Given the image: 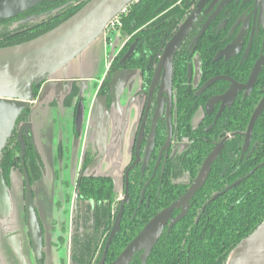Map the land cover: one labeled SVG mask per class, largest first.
<instances>
[{
	"label": "trees",
	"instance_id": "1",
	"mask_svg": "<svg viewBox=\"0 0 264 264\" xmlns=\"http://www.w3.org/2000/svg\"><path fill=\"white\" fill-rule=\"evenodd\" d=\"M89 1L49 0L11 19L0 21V48L38 37L67 20ZM191 2L137 0L132 3L121 14L123 24L118 30L119 41H126L118 57L124 59L132 50L123 62L124 66L140 70L146 82H150L165 44L187 17ZM231 26L232 22L220 31L216 20L199 40L194 52L189 46L190 40L175 55L174 109L181 128L192 126L193 118L203 109L209 96L223 92L228 86L226 81H219L202 96L195 95L197 88L188 84L187 77L194 53H199L202 60L201 82L219 74L245 81L258 58L261 36L254 40L250 56L244 62L239 63V59L213 61L216 52L229 41L227 36ZM106 39L109 43L110 37ZM38 88V85L34 86V94ZM263 95L264 70L248 97L239 96L233 107L226 110L210 130L206 131V127L195 130L193 136L200 135L201 142H196L185 153L183 161L192 178L205 156L227 137L224 150L213 164L205 186L194 197L188 214L171 230L164 231L146 264H226L238 243L263 221L264 165H260L264 163V113L255 124L249 151L242 155L250 118ZM29 112L24 109L20 115L24 117L20 119H26ZM188 131L194 132L192 127ZM20 151L19 140L11 134L0 154V176L8 186L11 184V173L17 167L27 169L32 183L43 176V165L34 144L26 140L23 158ZM86 165L87 162L84 167ZM168 182L171 183L170 180ZM185 187L181 186L179 194ZM140 191L141 186L131 185V201L124 208L121 230L111 241L105 264H111L150 218L179 195L165 198L170 195V185L164 183L158 196V184L152 181L139 205ZM76 201L78 207L71 242V264H98L119 210L114 178L110 174L83 175L76 183ZM131 264H142L139 254Z\"/></svg>",
	"mask_w": 264,
	"mask_h": 264
},
{
	"label": "water",
	"instance_id": "2",
	"mask_svg": "<svg viewBox=\"0 0 264 264\" xmlns=\"http://www.w3.org/2000/svg\"><path fill=\"white\" fill-rule=\"evenodd\" d=\"M45 1L49 0H0V21L11 19ZM136 1L137 0H90L74 15L53 29L31 40L0 48V154L8 138L12 134L18 118L24 109L28 108L35 100L34 86L43 84L40 91V98H42L45 91H47V86L51 83L58 82L59 79L56 80L58 75L59 77H62L61 79H66L71 64L76 59L81 58L84 52L101 36L106 37V30L111 21L125 12L128 7ZM206 2L207 0H199L196 8L187 15L171 39L165 44L163 52L156 65L150 85V97L160 80V96L166 90L168 91L169 96H171L174 57L180 45L194 28L199 15L206 5ZM212 4L206 10L207 12L212 8ZM206 11L205 13H207ZM218 11L208 17L195 41H198L201 38L206 29L215 20L219 13ZM243 41L244 35L241 32L230 44L219 50V52L215 55L214 60L221 59L222 57L228 59L231 57V54H237L242 47ZM251 42L252 38L249 40L244 58L248 54ZM131 52L132 50H129V52L124 56V59L128 57ZM263 65L264 56H261L256 61L246 83H240L234 78L225 75L215 76L206 81L199 89L198 94H201L219 80H226L230 82L227 92L223 95L215 96L209 99L205 105L206 109L213 110L215 103L221 101L222 105L219 111L220 114L226 105H232L239 92L245 91V96H247L254 88ZM191 72L192 67L189 68V76H191ZM149 106L150 103L148 104V108ZM263 113L264 96L258 102L250 118L247 131L245 133L243 154L246 153L250 147L255 124ZM83 114V104L80 103L76 114L77 129L81 128ZM28 125H30V123H28ZM226 139L227 138L216 145L206 157L197 178L190 186L187 193L154 215L142 228V230L126 245V247L111 264H131L135 256L139 253L142 264H146L154 246L162 236L166 224L170 222L169 229H171L187 214L190 207V200L205 184L211 171L212 164L217 160L222 152ZM140 141L141 137L139 139V143ZM150 141L152 145L153 134ZM148 154L149 151L147 152V155ZM262 165H264V163L260 166ZM128 173L129 172H127V176ZM23 174L26 228L32 244V250L25 252H31L32 256L33 251L35 256L41 258L44 251L43 231L41 229L39 215L36 210L34 188L26 168L23 169ZM0 182L3 183L5 187L9 188V186L2 179V176H0ZM218 195L219 194H217L214 198ZM127 196H129L128 192ZM128 199L129 197H126L121 203L120 210L108 237L103 256L98 264H105L107 251L111 241L121 230V221L124 211L123 207L124 203H126ZM177 208L181 209V211L176 217H173V212ZM24 236L27 235L22 230L6 232L5 239L7 240V244L10 246L15 258H17V261H19L20 264H30L31 260L29 261L23 250ZM226 264H264V219L256 227V229L253 230V232L243 238L232 250Z\"/></svg>",
	"mask_w": 264,
	"mask_h": 264
},
{
	"label": "flooded vegetation",
	"instance_id": "3",
	"mask_svg": "<svg viewBox=\"0 0 264 264\" xmlns=\"http://www.w3.org/2000/svg\"><path fill=\"white\" fill-rule=\"evenodd\" d=\"M191 1H192L191 7H190L188 14H190L191 11H193L196 8L197 3L199 2V0H191ZM212 2H213V4H212ZM211 4H212V8L207 12L206 10L208 9V7ZM205 11L207 13H205ZM217 11L219 12L217 17L211 23V25L206 29V31L212 26V24L216 20H217V25H218L217 28L220 29V31L222 30V28L224 29L228 23L230 24V22H232V26L229 29L228 36H227L229 38V41L223 47H221L219 50L225 48L228 44H230L235 38H237V36L241 32L244 35V41L242 43L241 49L237 52V54H235V55H233L234 53L231 54V57L228 59H226L225 57H222L221 59L214 60L215 55L219 52V50H218L213 57V61L228 62V61H231L233 59H239V63L244 62L250 56L253 45L255 43L254 40L260 38V36H261L260 51H259V55H258V58L256 59V61L261 56H264V25H263L264 24V0H207L206 5H205L204 9L202 10L201 14L199 15L198 20H197L194 28L191 30L190 34L184 40V42L180 45L179 49L182 47V45L184 43H186V42L188 43L191 40V45L189 44V46H190L192 52H194V49L196 48L199 40L202 38V36L205 33L201 36V38L198 41H195L196 37L198 36L199 32L201 31V29H202L203 25L205 24V22L207 21L208 17ZM116 35H118V32H113V33L109 34L110 42L109 43L107 42V47H109L108 48L109 50L112 47L113 37ZM251 38H252L251 46L249 48L247 56L244 58L249 40ZM186 44L183 45V47H185ZM125 45H126V41H123L117 46V50H116V53L114 55L113 54L110 55V53H109V57H108V61H107V71L101 77V79L99 81L98 89H97L96 93L92 96L89 105H88L87 98L82 94V89L84 90V94H85L86 85H84V84L81 85L80 83H77L76 81L73 83V87L71 89H68L66 87L67 86L66 83H61L58 88L61 92H64V97H62V96L60 97V95H59L60 91L58 92V90H57L56 94L54 93L53 98H51L48 101V103L53 106V105H56L57 100L60 99L62 101V103L67 107L66 108L67 110H71V108H72V110H74L73 129H71V130H72V133L76 137H79L84 132V136L88 138L94 134L95 127H97L99 130H102L108 134L109 138L107 137L104 140V144H106V142L108 141V146H110L111 148L114 147V151L109 152L113 157H115L116 154H118V156H119V150H120V148L122 149V150H120V154L125 155V157H127V160H129V161H128L127 165H125L126 167L123 171V192L117 191L118 192V200H119V210H120L122 201H124L126 197H129V199L126 203H124L123 208H125V206L130 203V201H131L130 187L132 184H134V185L136 184L138 186H141L139 205H141V203L144 200L146 187L152 181L153 182L156 181V184H158V191H157L158 196H160V192L162 190V185L164 183L166 185H170V195L165 196V198L179 194V192L181 190V186H186L185 190L181 194H179L177 197L173 198L171 200L170 204H168L167 206H164L163 208H161L158 211V212H160L161 210L168 207L173 202L177 201L178 199H180L182 196H184L187 193L190 186L193 184V182L197 178L199 171H200L202 164L205 161L206 157L215 148L216 145H218L225 138H227V137H225V138L221 139L212 148V150L205 156L202 163L200 164L196 175L192 178L189 171L185 167V162H183V161L186 159L185 153L196 142H201V140H200L201 136L200 135H197L195 137L193 136V134L196 133L195 130L201 129L202 127H206V131L210 130L219 121V119L223 116L225 111L230 110L233 107V105L235 104V102L237 101V98L239 96H242L243 98L248 97L254 88L251 90V92L247 96H245V91L239 92L237 94V96L235 97V100L232 103V105L231 106L226 105L225 108L219 114V111H220L221 105H222L221 101H219L218 103H215L213 110H207L205 107V105L209 101V99H211L215 96L223 95L229 89V86H230L229 81L219 80V81H226L228 83L227 88L223 92L214 93L211 96H209V98L207 99V101L204 104L203 109L199 110L198 113L193 118V121L191 123L192 126L189 125L187 129H186V126L181 128L180 124H178L177 111L174 109V104H175V100H176V90L173 87V76H172L171 96H169L167 90L160 96L159 90H160L161 80L158 83L157 87L155 88L151 97L149 96L150 85H151L152 78L154 75V71H155V68H156V65L158 62L154 66L153 74H152L150 82H146L143 74L139 70L141 73V77H142V85H141L140 90H138L137 92H131V93L127 92L126 89H128L127 86L129 84L128 83L129 79H126V77L131 74V71H136L137 69H129V68L124 66L123 62H125L127 60L126 58H128V57H126L125 59H121L118 57V55L123 50ZM179 49H178V51H179ZM233 50H235V49H233ZM162 52H163V50H162ZM195 54H198L199 60H200V65H201L202 60H201L200 54L194 53V55ZM194 55H193V57H194ZM256 61L254 62V65H255ZM254 65H253V67H254ZM192 66H193V58H192V62L189 65V68ZM253 67H252V69H253ZM189 68H188V72H187L188 84L191 83L195 88H197L196 92H195V95H197V96H202L206 91H208V89L211 86H213L214 84L219 82V81L215 82L208 89H206L204 92H202L201 94H198V91L202 87V85L206 81H208L209 79H211L215 76L208 78L204 82H201L202 81V74H201V79H200L199 84L194 85L193 81H192L193 80L192 79V72H191V76H189ZM252 69H251V71H252ZM201 70H202V65H201ZM263 70H264V65H263V68H262L260 74L262 73ZM128 71H130V72H128ZM192 71H193V67H192ZM251 71H250V74H251ZM173 73H174V71H173ZM250 74H249V76H250ZM219 75L229 76L227 74H219ZM219 75H216V76H219ZM249 76H248L247 80H245V81L238 80L232 76H230V77L234 78L236 81H238L240 83H246L249 79ZM123 82L125 84V88L122 90H119L120 86L124 85ZM42 85L43 84L38 85V87H39L38 91L36 94H34L35 100L27 108L28 110H30V112L27 115L26 119H20V118L24 117V115L18 118V120L15 124V127L12 131V135L15 134V136L17 137V139L20 142L21 158H23V156L25 155L24 150H25V146H26V140H30L34 144L35 149L37 150V152L39 154V158H40L42 165H43L42 170H43V175H44L45 174L44 163H43L42 155L39 151L38 144L35 143V140L33 137L34 123H31L32 121H31V117H30L31 110H32L34 104H37V100L41 99L40 98V93H41L40 91H41ZM115 86L117 87L116 90L114 89ZM149 97H150V99H149ZM130 98H132L131 101H130ZM120 99L124 100L125 108L122 107ZM136 100L138 102H134ZM128 101H130V102L127 105ZM80 103L83 104L84 114H83V118H82V122H81V128L77 129L76 114H77ZM149 103H150V106L148 108ZM93 114H95L96 118H97L96 119L97 122L95 124L93 123ZM132 114L133 115L138 114L137 118H136V116H135V119L132 118V116H131ZM195 118H198V121L196 124L194 123ZM208 120H211V121L208 123ZM28 123H30V125H28ZM92 123H93V125H92L93 128L91 126ZM190 127H192L194 132L188 131ZM170 128H171V130H170ZM113 132H114V136L112 138L111 135L113 134ZM170 132H171V136H170ZM152 134H153V143L151 145L150 140H151ZM185 134H187V135H185ZM115 135L118 138H116ZM140 137H141V141L139 143ZM169 137H170V139H169ZM168 140H169V143H168ZM130 143H131V146H130L131 155H128V147H129ZM180 144H184V147H182V146L180 147ZM243 146H244V144H243ZM250 146H251V144H250ZM224 147H225V142H224ZM249 149H250V147H249ZM249 149H248V151H249ZM223 150H224V148H223ZM223 150H222V152H223ZM148 151H149V154L147 155ZM221 153H220V155H221ZM244 154H243V148H242V155H244ZM60 155H61V157L64 155L63 147L61 148ZM97 155H98V151L92 152V151L88 150L87 147L83 148V151L81 153V159H80L81 169L79 171V175L77 177V180L79 178H81L83 175H87V174H85V170L93 163V161L95 160ZM220 155H219V157H220ZM21 162H22V164L25 163L23 159ZM85 162H87V165L84 167ZM213 164H212V166H213ZM23 169H24V166L23 167H17L13 171H15V170L20 171V175L22 177V182L24 184ZM211 170H212V167H211ZM13 171L11 173V177L13 175ZM127 172H129L128 176H127ZM210 173H211V171H210ZM210 173H209V175H210ZM97 175H102V174H97ZM42 177H41V179H42ZM208 178H209V176H208ZM208 178H207V180H208ZM41 179H39V180H41ZM77 180H76V183H77ZM169 180L171 181V183L168 182ZM207 180H206V182H207ZM114 181H115V179H114ZM206 182H205V184H206ZM32 184H34V183H32ZM205 184L203 185V187L205 186ZM202 188H200L195 193V195L192 197V199L190 200L189 210L192 206V201H193L194 197L198 194V192ZM127 192L129 194V196H127ZM77 207H78V203L76 201V184H75L74 198H72V209H71L72 211H71V216H69L70 223L73 222V226H74V222H76L75 221V212H76ZM36 210H37V213L39 215L37 205H36ZM119 210H118V212H119ZM189 210H188V212H189ZM180 211H181V209H178V208L175 209V211L173 212V217H176L180 213ZM188 212H187V214H188ZM123 214H124V211H123ZM117 215H118V213H117ZM117 215H116V217H117ZM116 217H115V220H116ZM39 219H40L41 229L43 231V243H44V247H43L44 251H43L42 257L39 258L38 256H35L33 251H32L33 255L30 259L29 256L26 254L25 249H23L25 254H26V257L29 259V261L32 260V258H33L35 264H45V260L47 258V239L49 237L51 238V240H52L51 244L54 247V249H56L57 245H59L61 243L60 239L64 238V237L66 238V236L68 235L70 238V247H71L70 256L68 255V262H69V264H71V253H72V243L71 242H72L74 227L72 230L70 229V234L67 233L68 230L66 232L63 231L64 226L62 227V233L63 234L61 233V231L59 233H56L55 228L54 229L52 228L50 231V234H49L45 230V227L42 223L40 215H39ZM115 220H114V222H115ZM169 224H170V222H168L166 224L164 231L166 229L169 231L173 228L172 227L171 229H169ZM26 227L27 226L25 225V228H23L21 230L24 233H26V235L29 239V242H30V248L32 250L31 240L29 238ZM70 227H71V225H70ZM65 233L67 235H65ZM53 235H55V236H53ZM53 242H56L57 245L53 244ZM65 242H67V241L65 240ZM62 244H64V243H62ZM139 255H140V253H139ZM105 263H106V261H105ZM30 264H32L31 261H30Z\"/></svg>",
	"mask_w": 264,
	"mask_h": 264
},
{
	"label": "rangeland",
	"instance_id": "4",
	"mask_svg": "<svg viewBox=\"0 0 264 264\" xmlns=\"http://www.w3.org/2000/svg\"><path fill=\"white\" fill-rule=\"evenodd\" d=\"M102 38L101 36L95 43L96 46H102L103 48L101 55L98 53L95 54V75L91 79H87L80 83L81 85H86L85 94L83 89L82 94L87 98L88 105L92 96L98 89L99 81L103 75L101 71L105 68L104 65L108 61L109 53L110 55H114L117 46L121 43L118 39V35L114 36L112 47L109 50V47H105L104 42L101 41ZM192 67V81L194 85H198L202 74L198 54H195L193 57ZM126 79H129L128 89H126L127 92L131 93L140 90L142 77L139 70L131 71V74L128 75ZM116 88L115 86L114 89L116 90ZM124 88L125 84L120 86L119 90ZM59 91L60 90H58V92ZM59 95L60 97H64V92L60 91ZM46 96L47 95L37 100V104H34L30 114L31 123H34L33 137L35 143L39 146L45 170V176L33 184L35 202L47 233L50 234L52 228H55L56 233L60 231L62 233V227L64 226L63 231L66 232L68 230L67 233L70 234V229L72 230L74 226L73 222L70 223L69 216H71L72 211V198H74L76 180L81 169L80 159L83 148L87 147V149L92 152L98 151V155L93 163L85 170V174L112 175L115 179V187L118 192H123V171L129 160H127L125 155L120 154L121 148L119 150V156L116 154V156L113 157L109 153L110 151H114V147L111 148L108 146V141L104 144V140L107 137L109 138V136L97 127H95L94 134L88 138L84 136V132L79 137H76L71 130L73 129L74 110H72V108L71 110H67V107L60 99L57 100L56 105L52 106L48 103ZM131 99L132 98H130V101ZM120 101L122 107L125 108L124 100L120 99ZM130 101H128L127 105ZM134 102L138 101L136 100ZM131 116L135 119V116L137 118L138 114H132ZM96 119V115L93 114L94 124L97 122ZM197 121L198 118H195L194 123L196 124ZM113 136L114 132L111 137L113 138ZM130 146L131 143L128 147V155H131ZM181 146L184 147V144H180V147ZM62 147L64 149V155L61 157L60 151ZM24 217H26L24 184L20 171L15 170L13 171L9 188L5 187L3 183L0 182V229L3 233L14 232L17 229H21L24 225ZM7 223L12 224L8 226ZM65 235L67 234L65 233ZM47 240V258L45 264H69L68 255L70 256L71 250L69 236L67 235L66 238H61V243L59 245L53 242V244L57 245L56 249L49 243L50 237ZM65 240L67 242H65ZM0 243L1 251L6 253L7 246L5 242L1 241ZM29 256L31 259V252ZM16 259L17 258H14V264L17 262ZM31 263L35 264L33 258Z\"/></svg>",
	"mask_w": 264,
	"mask_h": 264
},
{
	"label": "crops",
	"instance_id": "5",
	"mask_svg": "<svg viewBox=\"0 0 264 264\" xmlns=\"http://www.w3.org/2000/svg\"><path fill=\"white\" fill-rule=\"evenodd\" d=\"M98 41V40H97ZM104 42V46H107V39L106 37H103L102 40ZM96 41L84 52L83 56L79 59H76L70 66L69 68V72H68V76L66 77V79H61L62 77H59V75L56 77L58 80V82H54L51 83L50 85L47 86L45 91V95L47 100L49 101L51 98H53L54 93L56 94L57 90H59V85L61 83H66L67 84V88L71 89L73 87V83L76 81L77 83H82L87 79H91L92 77H94L95 75V67H96V61H95V54H102L103 52V48L102 46H96ZM105 68L102 74L104 75L107 71V63L104 65ZM100 72V73H101ZM102 75V76H103ZM39 147V146H38ZM45 176V174L43 175V177ZM42 177V178H43ZM41 179V178H40ZM38 181V180H37ZM12 224V223H11ZM11 224H8V226H10ZM26 225V217H24V225L21 229L25 228ZM21 229H17L16 231H19ZM9 231V230H8ZM5 234L3 233V231L0 229V242L3 241L5 242L6 246H7V251L6 253H4L3 251H1V243H0V264H14V254L11 252V248L10 246L7 244V240L5 239ZM52 236V235H51ZM48 242V240H47ZM49 243H52V240L50 238ZM23 247L25 249V251H29L31 250L30 248V242L27 236L23 237ZM10 250V251H8ZM5 254V256H4ZM26 254L29 256V253L26 252ZM17 261V259H16ZM19 262L17 261L16 264H18Z\"/></svg>",
	"mask_w": 264,
	"mask_h": 264
},
{
	"label": "built area",
	"instance_id": "6",
	"mask_svg": "<svg viewBox=\"0 0 264 264\" xmlns=\"http://www.w3.org/2000/svg\"><path fill=\"white\" fill-rule=\"evenodd\" d=\"M122 24L123 23L121 20V15L115 17L107 27L106 37H108L109 34H111L113 32H118V30L121 28Z\"/></svg>",
	"mask_w": 264,
	"mask_h": 264
}]
</instances>
